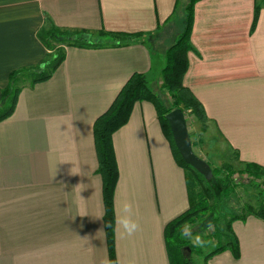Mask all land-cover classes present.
<instances>
[{
    "label": "crops",
    "instance_id": "crops-1",
    "mask_svg": "<svg viewBox=\"0 0 264 264\" xmlns=\"http://www.w3.org/2000/svg\"><path fill=\"white\" fill-rule=\"evenodd\" d=\"M180 2L0 0V93L12 71L45 57L36 33L47 20L141 34L125 46L67 48L51 78L22 88L0 122V264H109L93 124L133 73L161 79ZM190 43L183 85L202 103L209 129L264 169V0H197ZM112 143L115 221L128 201L140 226L128 236L115 223L116 264H169L164 227L187 210L188 196L153 105L135 103ZM232 230L239 259L224 251L204 264H264V221L247 217Z\"/></svg>",
    "mask_w": 264,
    "mask_h": 264
},
{
    "label": "trees",
    "instance_id": "trees-1",
    "mask_svg": "<svg viewBox=\"0 0 264 264\" xmlns=\"http://www.w3.org/2000/svg\"><path fill=\"white\" fill-rule=\"evenodd\" d=\"M197 0H190L185 11L187 12L185 27L182 33L176 36L165 52V63L161 70V89L172 99V109L164 106L160 98L152 88L146 76L141 73H133L122 85L115 99L107 110L96 118L93 124V139L97 158V174L101 177L102 200H103V226L106 237L109 264H116L115 256V212L114 193L118 181V168L112 143V135L129 121L133 106L137 102H149L153 105L161 130L169 143L173 158L176 164L183 169L185 185L187 188L188 208L175 219L169 221L163 231L164 243L169 264H194V256H200L201 252L190 245L187 238L182 235V228L185 225L192 226L204 221L210 210V190L201 182V176L194 169L188 166L177 151L172 135L165 120V116L172 110L181 109L184 115L189 116L193 121L201 125V131L205 130L209 119L202 103L195 97L193 92L183 85V77L188 70V52L193 51L190 43V34L194 19V5ZM258 8H255L254 22L257 19ZM36 36L46 49L45 57L36 65L12 71L8 77V83L1 90L0 95V122L9 118L16 106L18 95L22 88L31 87L49 80L52 74L65 59L67 48L78 49H104L109 47L125 46L131 41L140 37V33L111 32L103 29L91 32L86 30H67L53 25L46 21L45 26L37 30ZM103 38V39H102ZM101 39V40H98ZM192 121V122H193ZM190 137V136H189ZM193 146V145H192ZM228 170V169H227ZM241 175L249 178L264 177V169L256 163H245ZM215 175L220 172L213 170ZM232 170L225 173L224 179L220 180L222 196L227 197L232 190L238 186L233 180ZM249 180V179H246ZM197 185L201 190L197 191ZM253 185V184H252ZM264 189V181L262 182ZM252 216L264 221V204L258 208L246 206V215L232 217L235 220L244 221L246 217ZM231 221L226 225L232 234ZM111 222L113 227H105ZM218 229L203 239L211 242L218 238ZM227 244L220 243L209 249L205 260L230 251L234 259H239L240 251L237 238L226 240ZM205 261V262H206Z\"/></svg>",
    "mask_w": 264,
    "mask_h": 264
},
{
    "label": "rangeland",
    "instance_id": "rangeland-1",
    "mask_svg": "<svg viewBox=\"0 0 264 264\" xmlns=\"http://www.w3.org/2000/svg\"><path fill=\"white\" fill-rule=\"evenodd\" d=\"M189 1L190 0H181L176 15L173 18L172 23H170V27L174 31V37L172 36L171 38L173 40L179 35V33H182V30L185 27L187 16L185 8ZM158 78L156 77L155 81L148 79L150 88L153 89L155 94L162 98L166 108L172 109L171 104L173 101L168 94L161 89V79L156 81ZM184 116L187 123L191 146L193 145V152L200 159L208 163L212 170V178L210 180H206L200 175V182L210 190L212 198L210 202V210L206 214L202 223L193 224L190 228L194 234H199L202 239H206L209 238L213 231H215L216 227V229H218V238H214L211 242H205L203 246H195L187 239L190 243L189 246L194 249L197 248L201 252L200 256H194V258H197L194 264H204L209 249L214 248L217 243L224 246L227 244L226 240H233V238L236 237L233 230L231 232L232 234H230L226 228L227 223L232 220V217L246 215V206H251L256 209L264 204V189L261 185L264 181V177L257 179L249 178L247 175H241L240 171L244 169L245 162L242 160L243 158L241 155L239 156L237 150L235 151V148L229 144V141H227L223 134L216 127L214 128V126H212L210 130L209 122L207 123V128L201 131V125L199 123L193 121L189 116ZM214 169H217L220 174L215 175L213 173ZM227 169L232 170L234 173L232 178L235 181L234 183L238 186L225 198L222 196L220 180L224 179L225 173L228 171ZM200 190L201 186L197 185V191ZM235 221H231V229L232 224ZM209 223L214 225L213 231H208L207 226Z\"/></svg>",
    "mask_w": 264,
    "mask_h": 264
},
{
    "label": "water",
    "instance_id": "water-1",
    "mask_svg": "<svg viewBox=\"0 0 264 264\" xmlns=\"http://www.w3.org/2000/svg\"><path fill=\"white\" fill-rule=\"evenodd\" d=\"M165 120L169 126L173 143L183 161L206 180H210L212 170L208 163L193 152L186 119L181 109L172 110L165 116Z\"/></svg>",
    "mask_w": 264,
    "mask_h": 264
},
{
    "label": "clouds",
    "instance_id": "clouds-1",
    "mask_svg": "<svg viewBox=\"0 0 264 264\" xmlns=\"http://www.w3.org/2000/svg\"><path fill=\"white\" fill-rule=\"evenodd\" d=\"M132 216L133 205L128 201H123L120 205L119 216L115 221V223L122 229V235L131 236L139 230L140 226L134 219H132ZM105 227L111 229L113 225L111 222H107ZM207 228L208 231H213L214 225L209 223ZM182 235L185 236L195 246H203L205 243L201 236L199 234H194L188 225L183 226Z\"/></svg>",
    "mask_w": 264,
    "mask_h": 264
}]
</instances>
